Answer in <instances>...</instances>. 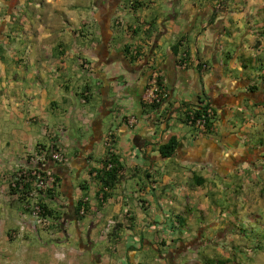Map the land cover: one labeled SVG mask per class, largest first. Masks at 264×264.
Here are the masks:
<instances>
[{
    "label": "crops",
    "instance_id": "obj_1",
    "mask_svg": "<svg viewBox=\"0 0 264 264\" xmlns=\"http://www.w3.org/2000/svg\"><path fill=\"white\" fill-rule=\"evenodd\" d=\"M102 1L0 0V264H223L210 249H229L237 208L219 202L263 191L264 135L253 143L251 129L264 132V83L247 71L264 56V0H143L125 12L137 25L129 36L116 23L129 0ZM179 51L195 63L181 68ZM150 59L165 94L156 105L141 102ZM208 107L207 131L186 123L187 111ZM57 146L69 157L47 162L59 227L11 238L23 208L9 167ZM109 151L120 169L105 189L94 170Z\"/></svg>",
    "mask_w": 264,
    "mask_h": 264
},
{
    "label": "built area",
    "instance_id": "obj_2",
    "mask_svg": "<svg viewBox=\"0 0 264 264\" xmlns=\"http://www.w3.org/2000/svg\"><path fill=\"white\" fill-rule=\"evenodd\" d=\"M141 1L143 0H129L123 6L122 13L117 17V25L120 26L128 36L133 34L137 25L126 19L125 12H132V7L135 3ZM141 23V33L144 35V32L150 29V24L146 21H142ZM138 43H140V41ZM129 52L132 55H138L139 52H141V48L131 46ZM149 61L150 73L141 95V102L144 105H156L162 101L165 95L161 86L162 75L161 72L154 67L153 61L151 59ZM176 61L181 68L190 67L195 63L185 51H179L177 53ZM202 67L206 68V64H203ZM213 115L214 111L211 107L201 110L190 109L187 111L186 123L200 131H207ZM129 121L134 123L135 118L132 116L129 118ZM65 128L66 127L63 126L59 128L58 134L60 138L64 137L66 133ZM44 131L46 133L50 131L48 126H44ZM112 138V131H110L106 135V143L111 144ZM29 156L31 165L17 164L9 167L12 174L8 177V186L10 189H14L20 194L22 197L21 206L23 208V212H21L20 218L16 221L15 227L9 232L11 238H22L29 230H53L59 227V222L46 211L47 200L50 195L59 188V181L54 171L47 166V162L53 161L59 164H67L69 162V157L62 146L53 147L48 150H29ZM105 189H107V187ZM6 197L10 199L13 196L11 193H7ZM79 212L84 214L86 212V207L82 206ZM126 212H128V210H126ZM115 224L116 220L114 217H107L100 228L99 238L108 241ZM62 229L65 230L66 226L63 225ZM57 255L62 256L63 253L60 252L57 253Z\"/></svg>",
    "mask_w": 264,
    "mask_h": 264
},
{
    "label": "rangeland",
    "instance_id": "obj_3",
    "mask_svg": "<svg viewBox=\"0 0 264 264\" xmlns=\"http://www.w3.org/2000/svg\"><path fill=\"white\" fill-rule=\"evenodd\" d=\"M90 7L93 8V0H89ZM261 36L264 35V29L260 28ZM244 32V29L242 30ZM259 34V33H258ZM264 37V36H263ZM262 40V39H261ZM259 40L256 43V48L262 47V41ZM260 65L259 70L254 71L253 67H250L247 71H253L252 74L257 75L256 79L260 83H264V56L261 55L259 58ZM253 134L251 141L254 143L255 140L264 132L258 131V129H251ZM261 188L264 191V182L261 184ZM262 191V192H263ZM262 192L257 195L246 198L245 200L235 201L231 198L230 201L219 202V205L224 204L223 208L225 211L227 206L230 208L236 206L235 212H232L233 217L231 220V241L229 249L225 254L217 249H210L214 251L216 258H222L221 263L223 264H264V198H262ZM255 199V202H252ZM263 199V201H261ZM257 200V201H256ZM228 214V213H227ZM231 214V212H230ZM209 230V228H207ZM215 248V247H212ZM206 251L199 252L200 257H205ZM227 262V263H226Z\"/></svg>",
    "mask_w": 264,
    "mask_h": 264
},
{
    "label": "trees",
    "instance_id": "obj_4",
    "mask_svg": "<svg viewBox=\"0 0 264 264\" xmlns=\"http://www.w3.org/2000/svg\"><path fill=\"white\" fill-rule=\"evenodd\" d=\"M175 146H176V140L174 138H171L166 144L161 146L160 152L162 155L168 156L173 152ZM50 162H53V161H50ZM50 167L52 168V166H50ZM119 169H120V164H119L115 154L113 152L109 151L106 153L105 157L103 158L101 167L94 170L95 171L94 177L98 181H100L104 186L112 187L114 185L115 181L117 180V173H118ZM56 178H57V176H56ZM49 194H50V192H49ZM46 211H47V206H46ZM74 213H75L76 217L78 218V207L75 208ZM48 214H50V213L48 212Z\"/></svg>",
    "mask_w": 264,
    "mask_h": 264
},
{
    "label": "water",
    "instance_id": "obj_5",
    "mask_svg": "<svg viewBox=\"0 0 264 264\" xmlns=\"http://www.w3.org/2000/svg\"><path fill=\"white\" fill-rule=\"evenodd\" d=\"M102 117H103V115H100V116H99V120H101V119H102ZM49 167H50V166H49ZM50 168H51V167H50Z\"/></svg>",
    "mask_w": 264,
    "mask_h": 264
},
{
    "label": "flooded vegetation",
    "instance_id": "obj_6",
    "mask_svg": "<svg viewBox=\"0 0 264 264\" xmlns=\"http://www.w3.org/2000/svg\"><path fill=\"white\" fill-rule=\"evenodd\" d=\"M106 1H107V0H103L102 3H106ZM113 3H114V2H113ZM113 3H112V5H113Z\"/></svg>",
    "mask_w": 264,
    "mask_h": 264
}]
</instances>
